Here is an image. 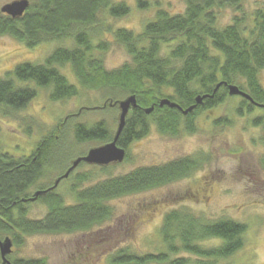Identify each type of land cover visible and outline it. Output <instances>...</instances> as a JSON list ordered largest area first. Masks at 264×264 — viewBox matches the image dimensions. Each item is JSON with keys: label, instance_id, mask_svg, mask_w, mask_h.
<instances>
[{"label": "trees", "instance_id": "16d2710c", "mask_svg": "<svg viewBox=\"0 0 264 264\" xmlns=\"http://www.w3.org/2000/svg\"><path fill=\"white\" fill-rule=\"evenodd\" d=\"M242 1L185 0L183 12L171 14L159 8L138 33L127 28L113 29L100 19L126 16L130 7L123 1L31 0L19 18L0 10V35H9L28 48L53 41H73V46L66 43L57 46L43 63L22 62L0 77V114L23 110L37 96L39 87L48 88L53 101L77 96L78 86L61 71L69 65L79 85L103 90L110 95L108 102L112 107L118 106L115 103L119 96H136L138 106L128 114L118 140V145L126 149L127 160L129 145L146 136L152 124L171 136L182 131L195 133V117L202 110L225 102L230 97L229 85H237L255 103L264 105L260 80L264 70V5L249 15L242 9ZM137 3L140 8L150 6L149 0H137ZM223 8L236 11L232 22L225 26L218 19V11ZM102 31L112 32L116 42L129 54V61L107 69L103 56L110 42L94 43L92 38V34ZM219 83L222 84L216 90ZM212 94L213 97L205 98L202 105L187 115L176 107L160 106L161 100L169 99L185 110L196 103L199 95ZM244 105L252 109L254 104L246 100L240 106ZM152 106L153 111L147 113L146 109ZM237 111L242 116L241 109ZM71 118L44 134L28 155L15 157L4 149L0 140V238L11 237L17 248L35 234L92 231L113 218L112 200L180 181L194 170L189 156L161 165L141 166L106 179L92 173H78L70 188L74 203L68 204L57 187L37 198L36 202H42L47 212L40 219H32L28 205L35 192L31 189L51 188L73 160L86 155L72 158L67 145L93 140L105 144L115 135L116 131L104 120L91 126L86 123L73 126ZM252 123L264 125V120L259 116ZM246 231V225L235 220H207L187 208H173L165 212L160 227L163 249L139 253L122 248L110 256V262L220 264L242 248ZM211 239H220L222 243L205 246ZM11 255L8 256L11 264H47L42 258ZM0 264H4L1 254Z\"/></svg>", "mask_w": 264, "mask_h": 264}, {"label": "rangeland", "instance_id": "374dc122", "mask_svg": "<svg viewBox=\"0 0 264 264\" xmlns=\"http://www.w3.org/2000/svg\"><path fill=\"white\" fill-rule=\"evenodd\" d=\"M13 1L0 0V10ZM112 1L126 2L130 12L120 18L103 16L100 19L112 25L113 29L127 28L135 33L143 30L159 8L171 14L183 12L186 8L185 0H149L148 8H140L137 0ZM263 5L264 0L242 1V9L249 15ZM234 14L236 11L231 8L219 10V24L225 26L231 23ZM92 36L94 43L101 40L110 42L103 56L107 69L118 68L130 60L112 32L102 31ZM64 44L73 46V41H53L28 48L9 35H0V77H5L22 62L43 63L57 46ZM61 71L78 86L77 96L53 101L49 89L39 87L37 96L23 110L5 116L0 114V140L4 149L15 157L30 154L44 134L72 115L70 122L73 126L77 123L91 126L104 120L113 132L116 131L120 108L110 105V95L104 94L103 90L79 85L69 65L62 67ZM260 80L264 87V70L260 73ZM126 97L123 95L117 99ZM239 106V99L230 96L225 102L202 110L195 117L197 130L194 134L182 131L177 136H171L161 133L152 124L146 136L129 145L128 159L122 163L106 166L79 164L72 177L62 181L57 188L68 204L75 201L70 188L78 173H92L99 179H106L141 166L161 165L192 155L201 161L205 157L200 170L180 181L112 200L110 204L114 208V216L100 227L87 232L28 236L22 246H13L12 258H42L47 264H111L110 256L122 248H131L139 253L156 252L163 249L160 238L163 215L180 207L207 220L226 218L246 225L244 245L220 264H264L262 130L254 128L250 119L238 114L234 108ZM226 118L233 122V126L224 123L228 122L224 120ZM70 139L73 140V133ZM102 145L104 143L93 140L80 145L69 144L66 148L72 158H76L78 154H87L91 148ZM31 191L35 192L36 188ZM28 210L30 218L40 219L46 214L47 207L34 201L28 205ZM221 243L220 239H211L205 242V246L214 247Z\"/></svg>", "mask_w": 264, "mask_h": 264}, {"label": "water", "instance_id": "95a60500", "mask_svg": "<svg viewBox=\"0 0 264 264\" xmlns=\"http://www.w3.org/2000/svg\"><path fill=\"white\" fill-rule=\"evenodd\" d=\"M30 6L29 0H15L13 2L5 4L1 11L10 15L12 18L22 17L25 11ZM222 83H219L216 87V90L221 86ZM215 90V91H216ZM229 94L231 96L240 95L242 97L251 99L252 98L243 90H241L237 85H229ZM212 95H199L196 98V103L187 109H183L177 103L170 101L169 99H163L160 101V106L168 105L170 107H176L182 111L184 115H187L190 112H193L198 105H202L203 101L207 97H213ZM120 108L119 122L113 137V140L96 148H91L88 153L84 156H80L72 161V165L67 170V172L56 179L54 185L47 190H38L35 191L33 197L30 198L32 202L36 201L40 195L47 193L50 190H54L57 188L59 183L70 176V174L79 166L81 162H85L88 164H94L99 166H106L112 163H122L126 158V149L118 145L119 137L126 125L127 116L130 113L131 109L136 108L138 106L137 98L135 95H130L125 99L119 100L115 103ZM154 106L147 108L146 112L150 113L153 111ZM13 240L11 237L7 236L3 239L0 238V254L3 259L4 264H11L8 256L13 253Z\"/></svg>", "mask_w": 264, "mask_h": 264}, {"label": "flooded vegetation", "instance_id": "af4514ba", "mask_svg": "<svg viewBox=\"0 0 264 264\" xmlns=\"http://www.w3.org/2000/svg\"><path fill=\"white\" fill-rule=\"evenodd\" d=\"M234 96L239 99L240 105H242L243 103H245L246 100L249 102V104H254L252 109H249L245 105L244 106H239V108L241 109V111L243 113L241 117H247L248 119H250L251 121H253L255 118H259V116H262V119L264 120V105H260L258 103H255L254 100H251V99L242 97L240 95H234ZM239 108H234V109L238 110ZM226 121H228V122H224V123H231L230 126H233V122L230 121V120H228V118H226ZM251 124H252V126L254 128H258V129H261L262 130V142L264 144V127H263L264 125L259 124V125L255 126L253 123H251ZM195 125H196V123H195ZM192 134H194V133H192ZM190 157H192V162H193V165H194V170L192 171L191 174H194L195 172H197L198 170H200L202 168V165L204 164L205 157H203V161H201L200 159H198L194 155H192ZM202 162H203V164L201 165Z\"/></svg>", "mask_w": 264, "mask_h": 264}, {"label": "bare ground", "instance_id": "6f19581e", "mask_svg": "<svg viewBox=\"0 0 264 264\" xmlns=\"http://www.w3.org/2000/svg\"><path fill=\"white\" fill-rule=\"evenodd\" d=\"M73 172H74V171H73ZM60 183H61V182H60ZM60 183H59V184H60ZM57 187H58V186H57Z\"/></svg>", "mask_w": 264, "mask_h": 264}]
</instances>
